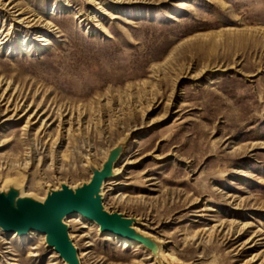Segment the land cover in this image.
<instances>
[{
	"label": "rangeland",
	"instance_id": "obj_1",
	"mask_svg": "<svg viewBox=\"0 0 264 264\" xmlns=\"http://www.w3.org/2000/svg\"><path fill=\"white\" fill-rule=\"evenodd\" d=\"M17 2L56 26L0 12V77L20 106L0 127V190L43 199L110 165L101 203L143 242L68 214L82 264L264 261V0ZM28 108L51 118L36 142ZM0 237V264H66L43 234Z\"/></svg>",
	"mask_w": 264,
	"mask_h": 264
},
{
	"label": "water",
	"instance_id": "obj_2",
	"mask_svg": "<svg viewBox=\"0 0 264 264\" xmlns=\"http://www.w3.org/2000/svg\"><path fill=\"white\" fill-rule=\"evenodd\" d=\"M109 168L110 165H107L102 171H96L92 180L75 192L65 186L60 191L52 192L44 202L23 199L17 207H13L11 197L0 193V225L7 231H17L19 234H26L32 229L46 232L60 254L78 264L74 246L61 222L65 214L81 212L95 219L104 229L121 235L132 232L129 221L123 215L104 211L100 197L95 196Z\"/></svg>",
	"mask_w": 264,
	"mask_h": 264
},
{
	"label": "bare ground",
	"instance_id": "obj_3",
	"mask_svg": "<svg viewBox=\"0 0 264 264\" xmlns=\"http://www.w3.org/2000/svg\"><path fill=\"white\" fill-rule=\"evenodd\" d=\"M18 2L16 3V0H0V12H3L5 11L6 13H8L9 15L11 16H17L20 18V21L22 23H26L29 27H37L36 24L40 25V26H44L45 28H52L54 26H56V24H54L53 22L51 21H47V20H41V17L38 18L37 17V13L34 14V13H30L28 11L25 10V8L23 9L22 7H19L18 6ZM41 21V22H40ZM34 30V29H33ZM3 32V31H2ZM5 38H3V35L0 34V45L2 44V41L4 40ZM41 39L43 41H48L47 37H45V35H42ZM2 85H6V88L4 89L3 93L0 94V127L6 123H8L9 121H12L15 119V117L17 116L16 113H17V110L19 109V103H16L14 100H16L14 98V94L11 95V97H8L6 95H8V91L11 89V82L10 81H7L6 79L0 77V88L2 87ZM3 88V87H2ZM3 102H5V104L3 105ZM24 104V103H23ZM5 106V108L3 109L2 107ZM14 106V107H12ZM30 108V107H29ZM29 108L22 114L21 117L23 116H28L27 118V121L25 123V125L21 128V129H25V127H29L31 125H35V124H40L37 132L35 133V136H34V141H38L40 137H43V136H46L47 133H48V130H49V124H48V120H50L51 118L50 117H46L44 118V115L45 113H39V111H34L33 113L29 114L30 113V110ZM13 112L11 115L10 113ZM67 114H60V126L59 128L62 127V125H69V128L67 129V132L71 131V125L69 124L71 121H72V114H71V118H69L68 120H66V116ZM64 128V127H63ZM119 146V145H118ZM97 167V166H96ZM114 169L115 167L113 168V174L115 175V173H119L120 170H116V172H114ZM103 168L99 169V170H96V171H102ZM93 172L92 174V177L90 179V181L92 180L95 172ZM110 172L107 171L105 172L104 174V177L102 179V182L100 184V188L98 190V192L95 194V196H99L100 199H102L104 197V194H103V189H104V186L106 184V182L108 181V179H110L111 177H114V175L112 176H109ZM89 181V182H90ZM89 182H86L80 186H77V187H71V186H67L68 188H70L73 192H75L77 189L81 188L82 186L86 185L87 183ZM117 180L116 179H113V180H110V182H108L109 184H114L116 183ZM64 184L61 185V187L59 189H56V190H50L47 194V196L43 199H39L37 197H34V196H31V195H25L22 193V189L19 187V186H16L14 184H10L8 187H6L5 189L3 190H0V193L3 194L4 196H10L11 197V205L13 207H17L18 206V202L20 200H23V199H28V200H31V201H38V202H44L47 197L54 191H60L64 188ZM102 208L104 211L108 212V213H113V211L111 210H108L106 208V206H104L102 204ZM120 213V212H119ZM72 214V213H71ZM73 214H76L77 215V219L74 220V221H81L82 218L84 220H90L97 223L98 226H100L99 228H101V230L103 232H106V233H112V234H115V235H118L120 237H125V238H129L133 241H137V242H140L142 243L143 240L141 238V236L138 234L139 232L137 230H135V228L133 227L134 224L137 222V221H134V222H131V233L127 234V235H121L119 233H116V232H113L111 230H108V229H104L100 223H98L95 219H92L86 215H84L83 213L81 212H73ZM121 214V213H120ZM68 214H65L62 218H61V222L63 223V225L65 226V229H66V232H67V235H68V238L70 240V242L72 243V245L74 246V249H75V252H76V260L78 262V264H82L81 263V259L85 258L88 256L89 252H83L82 254H80V258H79V250L78 248L75 246L76 243L74 241V239H76L77 235H72L69 233V226H68V222H70L71 220L69 221H66L65 222V219L67 217ZM79 215V216H78ZM122 215V214H121ZM130 224V223H129ZM0 229L2 231H5L7 232V230L4 229V227H2L0 225ZM35 233H40V234H43L44 237H46V241L47 243L53 248L56 250V252L58 254H60V252L56 249V246L54 244H52L49 239H48V234L42 230H38V229H32L30 231H28L26 234H19L17 231H14L12 232V234H14V236H26V235H33ZM145 235H148V236H151L149 233H144ZM209 235V234H208ZM1 238V237H0ZM156 240H160V239H156ZM155 240V241H156ZM255 240V236H253L252 238L248 239L247 241H245V244H251L253 243ZM151 242V244L153 245L152 246V253L154 252L155 255L157 256V259H159V263L161 262V259H162V253H161V249H162V244L159 243V242ZM161 241V240H160ZM124 242H128V241H124ZM75 245H74V244ZM1 245V243H0ZM255 245H257V243H254L253 245H251V247H254ZM32 249H36L35 247H33ZM159 251V252H158ZM8 252V251H6ZM4 252V253H6ZM57 253L54 255V257H57ZM37 254H33V256H36ZM152 257V256H150ZM60 258L64 260V262L66 264H74L73 262L67 260L66 258H64L61 254H60ZM258 256H253L251 258L252 261L254 262H258ZM14 261H16L17 259H13ZM260 261V259H259ZM13 264H17V263H13ZM259 264H264V261H261Z\"/></svg>",
	"mask_w": 264,
	"mask_h": 264
}]
</instances>
